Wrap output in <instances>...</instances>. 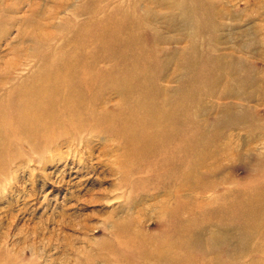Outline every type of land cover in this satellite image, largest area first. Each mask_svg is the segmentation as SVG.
Listing matches in <instances>:
<instances>
[{
    "label": "bare ground",
    "instance_id": "6f19581e",
    "mask_svg": "<svg viewBox=\"0 0 264 264\" xmlns=\"http://www.w3.org/2000/svg\"><path fill=\"white\" fill-rule=\"evenodd\" d=\"M243 1L82 0L59 46L36 32L50 20L22 33L39 65L0 100V138L22 136L29 151L121 139L113 189L124 193L113 199L123 202L98 262L264 264V172L259 184L204 196L233 182L222 163L236 152L233 130L264 127L250 105L264 104V13L261 0ZM183 32L187 46L167 49ZM83 256L76 264L93 263Z\"/></svg>",
    "mask_w": 264,
    "mask_h": 264
},
{
    "label": "rangeland",
    "instance_id": "374dc122",
    "mask_svg": "<svg viewBox=\"0 0 264 264\" xmlns=\"http://www.w3.org/2000/svg\"><path fill=\"white\" fill-rule=\"evenodd\" d=\"M81 1L0 0V100L7 98L13 86L22 83L24 86L39 65L38 60L26 56L32 40L23 34L31 32L32 21L45 24L50 20L52 26L36 32L58 37L52 45L59 46V37L68 34L63 23L66 18L75 17L73 9ZM261 1L264 13V0ZM232 4L240 9L244 7L243 0H234ZM59 6H63V10L55 13ZM166 23L159 20L158 29L164 30ZM176 27L187 28L181 24ZM166 35L176 38L178 33L168 32ZM182 35H185L182 36L183 43L173 42L166 48L186 47V33ZM173 68L170 67V72ZM198 101L203 105L208 103V100ZM250 105L264 116V104L253 102ZM99 124L102 125L103 121L99 120ZM255 132L247 137L243 129L236 127L233 130L232 134L237 138L236 152L222 161L223 165L230 166L227 175L233 182L225 183L220 191L206 193V199L213 200L226 188L237 191L261 183L257 173L264 172L259 162L264 159V127ZM247 138L254 141L244 146L247 142L249 144ZM23 139L22 136L0 138V264H76L84 259V254L91 261L94 259L92 264H102L96 259L104 254L101 247L107 233L104 225L107 229V220L117 216L119 209L116 208L123 202L122 199H113L124 193L113 189L119 182L114 169L115 157L121 154L120 143L116 142L121 139L107 142L102 137H90L88 146L80 147H68L66 141L51 147H37L33 143L36 146L34 151H29ZM219 175L222 178L223 174ZM240 204L244 205L243 202ZM255 218L264 221L262 215L256 214ZM236 238L232 239V246L240 243Z\"/></svg>",
    "mask_w": 264,
    "mask_h": 264
}]
</instances>
